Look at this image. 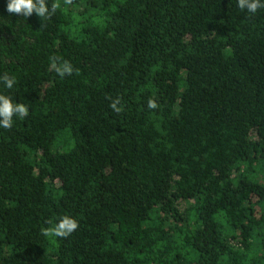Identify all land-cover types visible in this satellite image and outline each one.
I'll use <instances>...</instances> for the list:
<instances>
[{"label": "trees", "instance_id": "obj_1", "mask_svg": "<svg viewBox=\"0 0 264 264\" xmlns=\"http://www.w3.org/2000/svg\"><path fill=\"white\" fill-rule=\"evenodd\" d=\"M56 2L0 0V94L29 108L0 128V264H264V8Z\"/></svg>", "mask_w": 264, "mask_h": 264}, {"label": "clouds", "instance_id": "obj_2", "mask_svg": "<svg viewBox=\"0 0 264 264\" xmlns=\"http://www.w3.org/2000/svg\"><path fill=\"white\" fill-rule=\"evenodd\" d=\"M73 0H64L65 5H71ZM237 6L241 10H247L249 13H256L259 9L264 8V3L261 0H237ZM61 5L54 0L49 7L48 0H8L7 11L10 14L22 15L30 17L33 13L44 19H50L55 15ZM51 68L60 76L65 77L72 75L73 67L70 62H58L57 57L50 58ZM0 82L7 89H12L16 83L15 77H10L7 74L0 76ZM121 103V98L112 99L109 107L116 113H120L121 108L118 106ZM149 109H156L158 104L156 100L149 98L147 101ZM29 115V108L23 103H14L10 96L0 94V128L11 129L14 116L23 119ZM48 223H51L50 221ZM79 228L78 222L70 217L63 216L58 223L52 227L42 229V235L53 238H67Z\"/></svg>", "mask_w": 264, "mask_h": 264}]
</instances>
